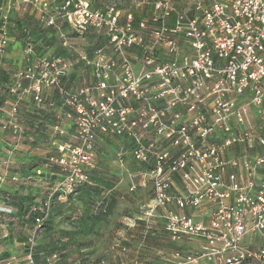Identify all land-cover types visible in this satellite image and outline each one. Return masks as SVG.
<instances>
[{
  "label": "built area",
  "instance_id": "2783aa9c",
  "mask_svg": "<svg viewBox=\"0 0 264 264\" xmlns=\"http://www.w3.org/2000/svg\"><path fill=\"white\" fill-rule=\"evenodd\" d=\"M26 5L64 53L39 54L25 30L24 65L0 104L1 127L19 141L22 105L47 112V160L60 168L31 207L21 264H36L54 196L89 183L105 139L119 143L120 165H134L128 192H149L132 226L143 222L146 238L158 218L171 241L197 240L170 264H264V0H1L0 53L11 12ZM74 37L98 42L74 52ZM74 65L90 80L71 87Z\"/></svg>",
  "mask_w": 264,
  "mask_h": 264
},
{
  "label": "rangeland",
  "instance_id": "374dc122",
  "mask_svg": "<svg viewBox=\"0 0 264 264\" xmlns=\"http://www.w3.org/2000/svg\"><path fill=\"white\" fill-rule=\"evenodd\" d=\"M31 11L36 14V9L31 6L15 7L7 22L9 41L0 53L1 103L10 97L7 89L15 83L16 74L23 66L24 38L19 30V20ZM23 24L29 26L38 43L43 42L44 36L40 31L43 25H39L40 28L35 23ZM69 41L74 52L88 50L98 42L95 38L83 40L75 37ZM47 52L63 54V49L56 43L49 46ZM72 72L65 81L68 86H80L90 80L89 71L82 66L74 65ZM48 117L46 111L31 101L25 102L21 108L24 130L21 141L19 136L13 137L10 128H2L0 120V259L11 264L23 262L25 250L20 240L33 226L31 218L34 211L31 207L41 205L40 201L50 187L48 181H53L36 174L38 168L44 169L46 174L54 168L47 160V157L56 153L54 145L47 141L52 137V121ZM16 122L19 125V108ZM108 141L100 146V152L106 158L94 181L101 187L97 191L78 192L66 201L57 202L55 211H48L52 228L41 229L39 233L37 240L40 244L37 241L38 246L33 251L36 264H131L126 254H113L111 250L121 244V241H116L118 238L115 235L123 225L122 217L127 216L128 208L145 202L149 192L143 188L128 192V173L135 170L134 165L128 157L123 160L124 165H120L115 156L120 145L116 140ZM102 198L109 202L106 214H100V209L95 208ZM87 215L99 216L92 229L81 220Z\"/></svg>",
  "mask_w": 264,
  "mask_h": 264
},
{
  "label": "crops",
  "instance_id": "0c3cea01",
  "mask_svg": "<svg viewBox=\"0 0 264 264\" xmlns=\"http://www.w3.org/2000/svg\"><path fill=\"white\" fill-rule=\"evenodd\" d=\"M28 13L33 14L34 17L37 15V13L35 14L33 11ZM126 187H128V184H126ZM139 206L140 205L128 208L126 212L127 216L122 217V219H124L121 221L123 225L121 224L122 227L117 229V234L115 235V238H118L116 241H121V244H117V246L113 247V251L111 250L112 253L126 254L125 256L129 258L131 264H170L173 260V251L175 248H178L183 252H190L198 248L197 240L192 241L183 238L180 241H171L168 234L164 231L162 221L158 218L154 219L153 227L151 229L152 232L146 238H143V222H136L135 225L132 226L130 220L131 214H134ZM122 247H126L127 249L122 251ZM113 254L112 256L115 257ZM195 264L218 263L200 260Z\"/></svg>",
  "mask_w": 264,
  "mask_h": 264
},
{
  "label": "trees",
  "instance_id": "16d2710c",
  "mask_svg": "<svg viewBox=\"0 0 264 264\" xmlns=\"http://www.w3.org/2000/svg\"><path fill=\"white\" fill-rule=\"evenodd\" d=\"M0 2H1V0H0ZM10 19H11V17H10ZM23 22L35 23L38 27H40L39 25H41V24L39 22H37L35 20L34 16H33V14H30V13H28L25 18H22L21 20H19V23H20L19 24V30L21 32V37L22 38L25 37V35H26V31L25 30H27L28 33H29V35H31L32 41L35 43V47L38 50V53L39 54L46 53L48 51L49 46H52V45H54L56 43L59 44L58 36L56 35V32H55L54 29H51L49 27H44V26H43L44 28H41L40 27L41 28L40 31H41V33L44 36V40H43L42 43H38L37 39H35L34 36H32L33 35V32L30 30L29 26H25L23 24ZM22 45H23V43H22ZM0 104H1V100H0ZM47 116H48V114H47ZM107 142H110V141H108L107 139H105V140H103V142L99 143V146H98V157H97L98 159H97L95 168L92 169L91 172H90L89 183H86L85 185L80 186L74 192H71V193L67 194L62 199H59V197L57 195H55L54 198H53V202H52V204L50 206V209L51 210L52 209H53V211L56 210V208H54V206L56 205L57 202L66 201V200L72 198L78 192H81V191H97L101 187L100 185L96 184V182H94V181H96L95 180V177L98 174V169L100 168L101 165L104 164V159L106 158L103 153L101 154V152H100V146H102L104 144H107ZM52 165H54L53 166L54 168L53 169H50L51 171H49V172H53V175L49 178V180H53V181H48V184L50 186L52 184H54L55 181L60 177V168L56 164H52ZM42 170H43L42 176H44L46 174V172H45L44 169H42ZM95 208H99L100 209V211H99L100 214H106L108 212V208H109V202H108V200L106 198H102L99 201V205H97ZM50 209H49V211H50ZM48 213H47L45 219L41 222L42 229H44V230L51 229L52 228L51 227V222H50L51 221V219H50L51 216ZM32 215L33 216L31 218V222L32 221L34 222V217L36 215H39V213H32ZM98 217L99 216H97V215H89V216L87 215V216L83 217V219H81V220L85 222L84 225L86 227H91V229H92V227L94 225V222H95L96 219H98ZM56 239L57 238H55V240ZM25 240H26V236H25V238H22V240H20V241L23 242ZM38 242L40 244V241H38ZM36 245H37V243H36Z\"/></svg>",
  "mask_w": 264,
  "mask_h": 264
}]
</instances>
